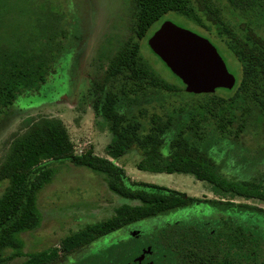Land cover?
<instances>
[{
  "label": "trees",
  "instance_id": "trees-1",
  "mask_svg": "<svg viewBox=\"0 0 264 264\" xmlns=\"http://www.w3.org/2000/svg\"><path fill=\"white\" fill-rule=\"evenodd\" d=\"M169 12L193 23L218 52L220 46L234 55L239 67L230 89L187 93L172 72L174 80H168L145 60L144 37ZM260 15L264 16V0H130V34L90 90L93 112L111 134L106 155L96 154L92 145L76 152L59 118H40L12 138L0 162V264H47L60 252H70L131 221L200 203L210 211L212 230L206 225L208 218L167 225L163 252L170 256L176 252L189 264H264V219L249 225L239 215L250 211L264 217V209L221 197L202 201L173 188L131 180L114 161L133 145L142 154L136 165L140 170L188 173L210 184L218 195L264 201L262 181L227 178L218 172L213 154L221 141L234 152L242 133L264 122V23L257 19ZM67 35L63 14L37 9L23 33L0 43V113L47 82ZM150 90L185 93L186 98L141 102ZM122 107L125 112L119 111ZM238 151L244 153L245 148ZM63 161L88 168L103 177L107 190L137 203L119 204L110 216L65 234L56 247L25 253L21 234L34 231L42 220L37 194L52 180L55 165ZM18 257L24 258L11 263Z\"/></svg>",
  "mask_w": 264,
  "mask_h": 264
},
{
  "label": "rangeland",
  "instance_id": "rangeland-1",
  "mask_svg": "<svg viewBox=\"0 0 264 264\" xmlns=\"http://www.w3.org/2000/svg\"><path fill=\"white\" fill-rule=\"evenodd\" d=\"M47 8L63 14L68 35L62 49L55 55L53 72L47 82L39 91L21 95L11 107L0 113V162L12 138L40 118L61 119L76 152H82L92 145L96 154L106 155L105 146L111 134L105 122L93 112L94 98L90 90L92 82L103 74L108 60L130 34V0H0V43L23 33L30 24L34 10ZM257 19L264 23V16L260 15ZM164 20H171L197 33L199 29L190 21L169 12L154 22L144 37L142 54L145 60L164 78L174 80L171 71L147 44L148 37ZM218 48L226 65L237 75L239 64L234 55L226 48ZM184 94L150 90L140 101L173 102L177 98H186ZM119 111L125 112L126 109L122 107ZM256 125L257 127L254 124L248 127L244 135L242 133L234 152H229L231 147L224 141H221L220 146H214L213 154L218 172L233 180L253 179L264 183V122ZM242 148H245L244 153L238 151ZM141 157V151L132 145L123 156L114 161L125 169L131 180L173 188L202 201L221 197L222 200L228 198L233 203H247L264 209V201L257 198L218 195L212 191L210 184L196 179L192 174L140 170L136 165ZM55 168L57 171L52 180L37 194L42 215L39 227L21 234L25 253L56 247L65 234L86 223L110 216L119 204L137 203L136 200L119 197L107 190L103 177L84 166H74L63 161L57 163ZM204 205L206 204L200 203L178 209L163 219L184 218L191 214L190 219L204 220L203 214L210 212L207 208L205 210ZM239 215L241 222L249 225L264 219L250 211H242ZM157 223L158 221L149 224L140 222L139 227L142 230L144 225H148L149 229ZM106 253V249H101L85 257L83 263L102 264L106 261ZM63 256L65 255L61 254ZM80 256L81 253L78 257ZM23 258H15L11 263Z\"/></svg>",
  "mask_w": 264,
  "mask_h": 264
},
{
  "label": "water",
  "instance_id": "water-1",
  "mask_svg": "<svg viewBox=\"0 0 264 264\" xmlns=\"http://www.w3.org/2000/svg\"><path fill=\"white\" fill-rule=\"evenodd\" d=\"M147 44L181 80L187 93H212L234 85L235 76L216 46L195 31L164 20L148 37Z\"/></svg>",
  "mask_w": 264,
  "mask_h": 264
},
{
  "label": "flooded vegetation",
  "instance_id": "flooded-vegetation-1",
  "mask_svg": "<svg viewBox=\"0 0 264 264\" xmlns=\"http://www.w3.org/2000/svg\"><path fill=\"white\" fill-rule=\"evenodd\" d=\"M175 212L176 210L145 219H137L118 228L111 229L92 241L73 248L70 252H60L56 259L47 264H86L85 262L83 263L85 261L84 258L101 249H106L107 251L106 261L102 262V264H189L176 252L170 256L162 251V247L165 246L163 227L191 218V214H189L184 218L163 219ZM208 214L210 212L203 214V216L205 219L208 218L206 225L212 230V216ZM162 220L163 222H161ZM154 221H158V223L152 228L147 229L148 225H144V229L141 230L139 227L140 222L149 224ZM79 253L82 256L78 257ZM61 254L65 256L61 257ZM218 255L222 257L221 253H218ZM72 260L73 263H70Z\"/></svg>",
  "mask_w": 264,
  "mask_h": 264
}]
</instances>
